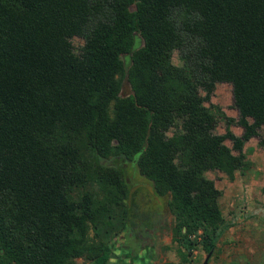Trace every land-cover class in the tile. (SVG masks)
<instances>
[{
    "label": "trees",
    "instance_id": "trees-1",
    "mask_svg": "<svg viewBox=\"0 0 264 264\" xmlns=\"http://www.w3.org/2000/svg\"><path fill=\"white\" fill-rule=\"evenodd\" d=\"M221 83L236 119L210 103ZM263 127L264 0H0V264H108L125 163L168 197L190 264L229 228L205 173L243 175Z\"/></svg>",
    "mask_w": 264,
    "mask_h": 264
},
{
    "label": "rangeland",
    "instance_id": "rangeland-1",
    "mask_svg": "<svg viewBox=\"0 0 264 264\" xmlns=\"http://www.w3.org/2000/svg\"><path fill=\"white\" fill-rule=\"evenodd\" d=\"M71 43L75 52H78L83 44L79 38L72 39ZM142 45V38L135 35L133 50ZM122 59L125 67L128 68L130 54L123 55ZM173 63L181 64L176 52L173 54ZM130 94H132L130 85L125 79L120 96L127 97ZM210 103L219 108L218 111L221 114L237 118L229 84H217ZM205 105L209 106L208 103ZM218 119L216 133L223 134L225 122L219 114ZM259 132L264 138V127ZM225 143L231 146L229 141ZM247 149L249 154L252 151L255 152L257 163L252 162L253 166L243 175L237 171L231 179L219 171L205 173V176L212 180L216 188L221 191L219 206L225 222L229 225L207 264H264V194L261 192L264 188V172L261 169L264 162V147L259 145L257 138H252ZM122 169L124 178L130 186L146 183L145 179L139 175L134 163H125ZM131 200H134L133 206L131 207V203L128 206L126 224L132 229L131 220L138 222V219H142L135 230L144 238L148 236L147 244L142 246L141 238L131 239L126 231L112 237L110 243L113 256L108 264H182L172 239L174 219L167 205L168 197L152 195L145 188H141L132 194ZM157 215L160 216V221L154 225L152 220ZM120 219L116 222L117 226H120ZM206 256L207 253L198 248L193 251L190 264H202ZM76 263L86 264L83 260H77Z\"/></svg>",
    "mask_w": 264,
    "mask_h": 264
},
{
    "label": "flooded vegetation",
    "instance_id": "flooded-vegetation-1",
    "mask_svg": "<svg viewBox=\"0 0 264 264\" xmlns=\"http://www.w3.org/2000/svg\"><path fill=\"white\" fill-rule=\"evenodd\" d=\"M138 189H141V188H138ZM137 189V190H138ZM136 192V191H135ZM134 192V193H135ZM133 193V194H134ZM151 194V193H150ZM153 195V194H152ZM134 201V200H133ZM139 221L138 222H142V219H138ZM160 221V216L159 215H157L156 216V218H154L153 220H152V223H154V225H156L158 222ZM131 222L134 224V225H132V229H130V232H127L128 233V235H129V237L132 239V238H135V237H137V239H138V237L139 238H141V240H140V244H142V246H144L145 244H147L146 243V238L148 237V236H146V238H144V237H142L141 236V233H138V232H136V227H138V225H140V224H138V222L137 221H135V220H131ZM154 227V226H153ZM152 227V228H153ZM154 229V228H153ZM134 230H135V232H134ZM152 230V229H151ZM148 231H150V230H148ZM141 236V237H140Z\"/></svg>",
    "mask_w": 264,
    "mask_h": 264
},
{
    "label": "water",
    "instance_id": "water-1",
    "mask_svg": "<svg viewBox=\"0 0 264 264\" xmlns=\"http://www.w3.org/2000/svg\"><path fill=\"white\" fill-rule=\"evenodd\" d=\"M138 188H145L146 190H148V192H150L151 194H154V191L152 190V187L149 184H147V183H136V184H133V185H131V188H130L129 193H128V198H127L128 206L131 203L132 194ZM211 254H212V251L207 254V256H206V258H205V260H204V262L202 264H207L208 263V260H209V258L211 256Z\"/></svg>",
    "mask_w": 264,
    "mask_h": 264
},
{
    "label": "crops",
    "instance_id": "crops-1",
    "mask_svg": "<svg viewBox=\"0 0 264 264\" xmlns=\"http://www.w3.org/2000/svg\"><path fill=\"white\" fill-rule=\"evenodd\" d=\"M231 130L232 132L236 135V136H240L242 134V129L239 128V127H231ZM252 140V138L245 143L244 145V153L247 157V159H249L251 162H253L254 164L257 163V158H256V155H255V152L252 151L250 154L248 153V149H247V146H248V143ZM261 169L262 171L264 172V162H262V165H261Z\"/></svg>",
    "mask_w": 264,
    "mask_h": 264
}]
</instances>
